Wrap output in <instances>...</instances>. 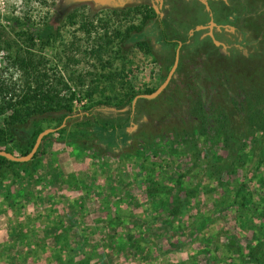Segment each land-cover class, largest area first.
<instances>
[{
	"label": "rangeland",
	"instance_id": "1",
	"mask_svg": "<svg viewBox=\"0 0 264 264\" xmlns=\"http://www.w3.org/2000/svg\"><path fill=\"white\" fill-rule=\"evenodd\" d=\"M137 7L153 15L115 36L142 20ZM0 18L11 44L0 51V101L37 75L81 98L62 97V120L32 115L0 138L22 155L32 123L55 128L33 159L0 165V264H264V0H0ZM164 35L180 42L177 67L130 111L122 91H154L173 64L178 41ZM88 108L99 125L130 120L101 129L86 124ZM160 184L171 187L165 209Z\"/></svg>",
	"mask_w": 264,
	"mask_h": 264
},
{
	"label": "trees",
	"instance_id": "2",
	"mask_svg": "<svg viewBox=\"0 0 264 264\" xmlns=\"http://www.w3.org/2000/svg\"><path fill=\"white\" fill-rule=\"evenodd\" d=\"M136 13H140L142 15V20L138 23V24H132L128 27H126V30L121 31L119 28H114L113 32L115 36H118L119 38L121 37V33L126 36V38H129L132 33L134 32H140L143 28L144 23L151 18V16L153 15V11L151 10V8L149 7H137L134 10ZM75 15H70L68 18H72ZM1 20V18H0ZM87 23L82 22L81 23V28L86 32L87 36H91V34L93 33L92 29L95 27V25H92V23L88 20H85ZM10 22V21H9ZM74 22V21H73ZM72 22V23H73ZM16 23L20 24V21L18 19H16ZM75 23V22H74ZM12 25L15 26L14 22H12ZM25 25V24H23ZM50 30L49 26H45L41 29V31L39 33H37L41 38L43 36H45V34H47V31ZM23 37L25 38V42L27 44L30 45H34L35 43L34 38L35 36L29 32V30H25V31H21ZM6 36V31L3 29V25L0 22V51L4 50V49H9L10 47V40L9 38H7ZM163 39L168 42V43H172L174 41H178L175 39H169L167 38L165 35L163 37ZM100 40H102L101 38L98 40V43L96 44L95 48L91 49V51H93V53H95L96 55H99L100 53L104 52L102 51L103 48L108 47V45L110 44L111 40H108L106 37L104 38V40H102L100 42ZM100 42V43H99ZM138 47L141 50H146L147 45L143 42L137 43ZM18 59L21 60V62H23L25 59H22V56L16 54ZM37 78H34L33 82L34 85L27 83L24 86H21V88L19 90H9L6 86V91L2 96V99L0 101V114L4 113L5 111H10L8 112V114L3 118V128H0V138L3 136L7 135V138L10 139L13 136L14 132L19 131V125H23L26 120L32 116V115H43L44 117L51 115V112H60L59 113V118L60 120L64 119L65 117H67V115H70L69 113L71 112V107L70 106H65L64 104H62V100L65 98L68 101H73L74 99H76L77 101H81V98H79L77 96V91H75L74 89L71 90L68 87V94L66 96H62L61 94H59V91L49 87L48 85H46V83H43L41 80V76L37 75ZM64 87L67 88L66 84H64ZM3 91V90H1ZM64 91V90H63ZM86 94L88 96H91V93L86 92ZM137 92H127V91H122V97L120 98V101H125L127 102V104L130 105V111H131V103L133 102V99L137 96ZM64 97V98H62ZM95 109V108H94ZM93 108H88L87 112H84L85 114V119L88 121L87 123H90L89 121H91V119H94V122L96 123V125L100 126L101 129H110V130H115L116 128H121L124 127L125 125H127L129 123L130 120V114H127L126 119L123 122L120 123H109V124H104V125H99L98 122L95 120L94 118V113H93ZM31 132H28V137L31 138L32 137V141L30 143V147L29 149H27L25 151L24 154H26L32 147V145L35 142V139L38 135V133L43 130L42 128H38L36 126L35 123H32L31 125ZM61 124L59 123L57 125V127H60ZM61 128L59 129L60 132ZM49 134V133H48ZM44 138V137H43ZM261 144H257V147H255V152L254 154L258 155L262 150ZM8 151V150H7ZM38 153V150L35 152V154L33 155V157L31 159H33L36 154ZM214 160H217V156H213ZM262 157V155L259 156L258 161H262L260 158ZM30 159V160H31ZM257 161V162H258ZM27 161H25L26 163ZM6 163H15V164H19V163H23V162H17V161H11L8 158L0 155V165H4ZM259 167V163L256 164V168ZM183 177L182 173H179L176 177L175 180V185L174 187L179 188L181 185V179ZM180 185V186H179ZM179 186V187H178ZM161 187V191L164 190L165 195L164 197L159 196L158 198V202H155L157 205H161L163 206L164 204V209L166 206V202L168 200V193L167 190L171 187H167L166 185H162L160 184ZM231 192L232 195L234 197H244L243 196V185L241 186H234L233 188H231ZM153 192L149 191L148 195H152ZM166 196V197H165ZM167 199V200H166Z\"/></svg>",
	"mask_w": 264,
	"mask_h": 264
},
{
	"label": "water",
	"instance_id": "3",
	"mask_svg": "<svg viewBox=\"0 0 264 264\" xmlns=\"http://www.w3.org/2000/svg\"><path fill=\"white\" fill-rule=\"evenodd\" d=\"M178 59H179V46L177 47V50L175 52V56H174V61H173V64L170 68V70L168 71L165 79L163 80V82L152 92L150 93H143V94H139L137 95L134 99H133V102L134 100L139 96V97H144V98H154L156 97L161 91H163L166 86L168 85L176 67H177V64H178ZM132 102V103H133ZM55 128H52V127H48V128H45L43 130H41L36 139H35V142L34 144L32 145L31 149L26 153V154H22V155H15L13 153H11L10 151H7V150H3V149H0V155L8 158L9 160L11 161H17V162H25V161H28L30 160L33 155L35 154V152L37 151L40 143H41V140L42 138L47 135L48 133L54 131Z\"/></svg>",
	"mask_w": 264,
	"mask_h": 264
},
{
	"label": "flooded vegetation",
	"instance_id": "4",
	"mask_svg": "<svg viewBox=\"0 0 264 264\" xmlns=\"http://www.w3.org/2000/svg\"><path fill=\"white\" fill-rule=\"evenodd\" d=\"M177 43H178V46H179V48H180V42L178 41ZM178 46H177V47H178ZM175 52H176V51H175Z\"/></svg>",
	"mask_w": 264,
	"mask_h": 264
}]
</instances>
